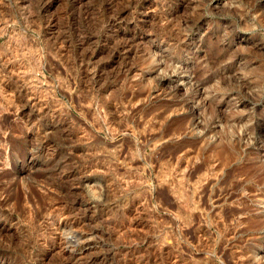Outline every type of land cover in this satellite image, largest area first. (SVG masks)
Listing matches in <instances>:
<instances>
[{
  "label": "rangeland",
  "instance_id": "obj_1",
  "mask_svg": "<svg viewBox=\"0 0 264 264\" xmlns=\"http://www.w3.org/2000/svg\"><path fill=\"white\" fill-rule=\"evenodd\" d=\"M0 264H264V0H0Z\"/></svg>",
  "mask_w": 264,
  "mask_h": 264
},
{
  "label": "bare ground",
  "instance_id": "obj_2",
  "mask_svg": "<svg viewBox=\"0 0 264 264\" xmlns=\"http://www.w3.org/2000/svg\"><path fill=\"white\" fill-rule=\"evenodd\" d=\"M148 197H149V196H148ZM220 215H221V214H220ZM220 215H219V216H220ZM221 218H222V217H221Z\"/></svg>",
  "mask_w": 264,
  "mask_h": 264
}]
</instances>
